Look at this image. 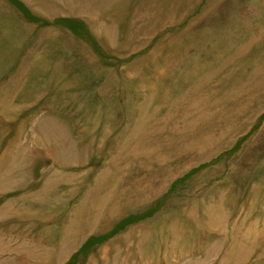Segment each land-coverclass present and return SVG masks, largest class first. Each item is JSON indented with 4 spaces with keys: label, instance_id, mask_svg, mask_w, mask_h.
Wrapping results in <instances>:
<instances>
[{
    "label": "rangeland",
    "instance_id": "rangeland-1",
    "mask_svg": "<svg viewBox=\"0 0 264 264\" xmlns=\"http://www.w3.org/2000/svg\"><path fill=\"white\" fill-rule=\"evenodd\" d=\"M0 264H264V0H0Z\"/></svg>",
    "mask_w": 264,
    "mask_h": 264
}]
</instances>
